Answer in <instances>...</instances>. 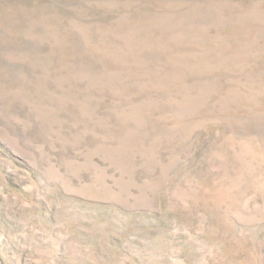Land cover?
Here are the masks:
<instances>
[{"label":"rangeland","instance_id":"374dc122","mask_svg":"<svg viewBox=\"0 0 264 264\" xmlns=\"http://www.w3.org/2000/svg\"><path fill=\"white\" fill-rule=\"evenodd\" d=\"M0 264H264V0H0Z\"/></svg>","mask_w":264,"mask_h":264}]
</instances>
